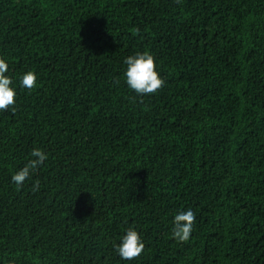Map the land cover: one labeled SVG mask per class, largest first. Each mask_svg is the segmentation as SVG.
I'll return each instance as SVG.
<instances>
[{
    "label": "trees",
    "instance_id": "obj_1",
    "mask_svg": "<svg viewBox=\"0 0 264 264\" xmlns=\"http://www.w3.org/2000/svg\"><path fill=\"white\" fill-rule=\"evenodd\" d=\"M145 50L165 85L141 96L124 61ZM0 57L17 91L0 112V264H264V0H0ZM34 147L35 193L11 181ZM130 225L145 248L122 260Z\"/></svg>",
    "mask_w": 264,
    "mask_h": 264
},
{
    "label": "clouds",
    "instance_id": "obj_2",
    "mask_svg": "<svg viewBox=\"0 0 264 264\" xmlns=\"http://www.w3.org/2000/svg\"><path fill=\"white\" fill-rule=\"evenodd\" d=\"M176 2L179 3L180 0H176ZM139 32L140 29L136 28L134 34ZM124 63L126 70L123 75L127 87L138 95L154 94L164 87L165 81L157 71L156 58L150 51L145 50L129 55L125 58ZM8 70V62L0 57V112L11 109L15 113L17 111L15 107L17 91L13 86V79L6 74ZM19 87L29 91L35 89L37 74L32 70L23 73L19 78ZM29 156L30 158L24 166L12 174L11 181L17 188H22L26 181L32 180L31 190L35 193L40 191L41 182L38 178H33L38 176L40 169L48 160V153L39 147H34ZM195 222L196 214L191 209L179 211L172 221L173 238L178 242L187 243ZM114 248L122 260H135L144 251L145 244L140 233L130 225Z\"/></svg>",
    "mask_w": 264,
    "mask_h": 264
}]
</instances>
